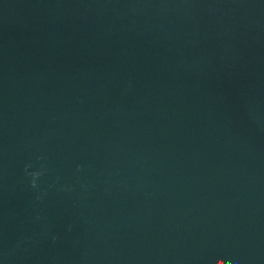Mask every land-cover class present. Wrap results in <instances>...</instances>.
<instances>
[{
    "label": "water",
    "instance_id": "1",
    "mask_svg": "<svg viewBox=\"0 0 264 264\" xmlns=\"http://www.w3.org/2000/svg\"><path fill=\"white\" fill-rule=\"evenodd\" d=\"M0 264H264V0H0Z\"/></svg>",
    "mask_w": 264,
    "mask_h": 264
}]
</instances>
